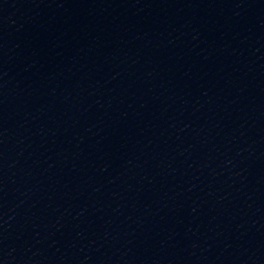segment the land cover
Here are the masks:
<instances>
[{
	"label": "water",
	"instance_id": "1",
	"mask_svg": "<svg viewBox=\"0 0 264 264\" xmlns=\"http://www.w3.org/2000/svg\"><path fill=\"white\" fill-rule=\"evenodd\" d=\"M0 264H264V0H0Z\"/></svg>",
	"mask_w": 264,
	"mask_h": 264
}]
</instances>
